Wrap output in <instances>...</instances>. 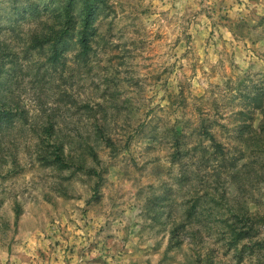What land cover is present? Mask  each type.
Instances as JSON below:
<instances>
[{
  "label": "rangeland",
  "instance_id": "374dc122",
  "mask_svg": "<svg viewBox=\"0 0 264 264\" xmlns=\"http://www.w3.org/2000/svg\"><path fill=\"white\" fill-rule=\"evenodd\" d=\"M12 1L0 264H264V0H98L90 57L54 64L29 45L67 1Z\"/></svg>",
  "mask_w": 264,
  "mask_h": 264
},
{
  "label": "trees",
  "instance_id": "16d2710c",
  "mask_svg": "<svg viewBox=\"0 0 264 264\" xmlns=\"http://www.w3.org/2000/svg\"><path fill=\"white\" fill-rule=\"evenodd\" d=\"M65 1L67 2L63 3L61 6H56V8H59L60 11L58 14L60 19L59 26L58 24L55 26L49 25L48 29L50 30V35L37 38L33 41L34 43L29 45V50H34L39 49V46H43L44 44H51V54L49 56V61L52 64L62 60L63 53L66 50L64 47L65 44L67 42L71 43L72 41L73 45H78L79 47L76 55L81 56L84 60H86L88 57H90V52L93 49L92 41L98 32L94 28V22L96 20V14L98 11L97 9H100L98 0H82L83 6L78 11L75 10L76 3L74 0H64V2ZM12 2L14 5L13 11L5 15V17L7 16L6 19L12 26L15 25L19 19L22 20L29 14L35 18H38L41 13H46V10L49 9L47 4H43V8H41L39 3L32 2V0L25 1L23 6H18L21 0H13ZM42 9H44V11H41ZM15 53L16 52H13L12 50L5 52L6 56L10 57L9 59H11V62L14 61L12 55ZM2 99L3 97L0 95V129L3 126L1 125L2 122L8 123V125L13 124L14 117L17 115L16 112L12 115L10 110L4 109L6 106L3 104L4 101ZM262 104V101L258 100L257 107H261ZM10 116H12V118ZM20 118L26 119L23 112H20ZM53 130V125L49 124L44 127L43 133H51ZM103 134L104 130H101V135ZM63 149V145L57 146V151L54 152L55 158L49 161H53L55 164L61 163L63 166H66L67 162L64 161L61 153L59 152L62 150L63 153Z\"/></svg>",
  "mask_w": 264,
  "mask_h": 264
}]
</instances>
